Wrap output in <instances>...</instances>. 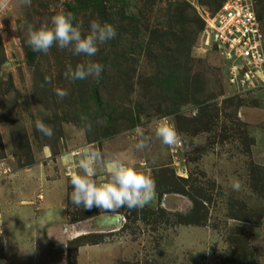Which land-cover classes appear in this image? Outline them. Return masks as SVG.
<instances>
[{"label": "rangeland", "instance_id": "rangeland-1", "mask_svg": "<svg viewBox=\"0 0 264 264\" xmlns=\"http://www.w3.org/2000/svg\"><path fill=\"white\" fill-rule=\"evenodd\" d=\"M80 1L0 0V264H264V246L254 243L264 234V88L231 78L233 63L240 69L245 61L212 52L200 36L213 1L104 0V21L96 8H77L82 34L92 20L116 28L95 57L56 45L44 54L25 43L29 24L51 26L53 15ZM255 4L264 40V0ZM87 60L104 65L85 87L97 85L109 116L95 115L89 101L91 132L79 119L80 98L90 97L65 77L69 65ZM252 76L264 82V72ZM56 87L68 95L59 98ZM38 119L53 128L51 138L36 130ZM160 122L182 135L178 145L156 139ZM137 127L153 138L144 151L135 149ZM87 151L151 176L156 198L111 214L74 207L70 175ZM236 244L253 253L235 252Z\"/></svg>", "mask_w": 264, "mask_h": 264}, {"label": "clouds", "instance_id": "clouds-1", "mask_svg": "<svg viewBox=\"0 0 264 264\" xmlns=\"http://www.w3.org/2000/svg\"><path fill=\"white\" fill-rule=\"evenodd\" d=\"M31 2L32 0H19L23 6H30ZM209 13L212 14L210 11ZM202 19L204 20L203 17ZM75 20L74 15L67 12L53 15L50 21L51 26L42 25L37 28L29 24L26 30L25 43L33 51L44 54H47L53 45H56L60 49L70 50L75 56L95 57L100 51V47L117 35L115 26L110 23H101L98 20L90 22V31L84 35L81 31V25L79 22L74 23ZM205 25L200 33L203 38L206 37ZM209 42L211 44L210 49L215 48L212 41ZM103 70V64L87 60L77 64L75 68L69 65L65 77L72 81L88 78L99 79ZM54 91L61 99L68 95V91L61 87H56ZM81 120L85 130L91 132L93 127L91 121L84 115H81ZM35 128L48 138L54 135L53 128L42 120L35 121ZM135 134L137 136L136 150L144 151L150 147L153 138L151 135L145 134L143 128L137 127ZM154 135L162 145L167 147H175L183 139L182 135L169 122H160L155 127ZM79 155L81 156L78 161L80 171L70 175L72 191L69 194V199L74 207L87 210L95 207L99 209V212L111 214L125 207L128 209L143 208L156 198L155 180L134 166H129L128 163L120 159H114L106 164L102 153L98 151H87ZM101 171H106L109 179L98 184L93 178ZM81 172L83 174H80ZM240 187L238 181L232 183L233 190L238 191ZM44 227L45 221H39V228ZM254 243L264 246V234L259 233V237Z\"/></svg>", "mask_w": 264, "mask_h": 264}, {"label": "built area", "instance_id": "built-area-1", "mask_svg": "<svg viewBox=\"0 0 264 264\" xmlns=\"http://www.w3.org/2000/svg\"><path fill=\"white\" fill-rule=\"evenodd\" d=\"M254 3L255 0H225L213 14L205 11L204 32L207 40L212 41L226 59L245 61L240 69L238 63H233L230 67L231 78L240 75L243 84L264 88V82L252 76L253 71L257 75L264 72L263 31L257 22Z\"/></svg>", "mask_w": 264, "mask_h": 264}, {"label": "trees", "instance_id": "trees-1", "mask_svg": "<svg viewBox=\"0 0 264 264\" xmlns=\"http://www.w3.org/2000/svg\"><path fill=\"white\" fill-rule=\"evenodd\" d=\"M184 1L187 2L186 0H184ZM211 1H213V4H212L213 6L208 11H210L213 14L214 12H216L218 10V8L220 7V5L223 3L224 0H219V1H216V0H208L206 2V4L210 5L212 3ZM80 2L81 3H77V4H72V3L68 4V10H69L70 13H72L74 15V17H75V12H76L77 8H81L82 7L83 9L84 8L86 9V8L92 7V8H96V9H98V10L101 11L100 12V15H101V20L102 21H104L105 19H109L108 18V15H107L108 13L103 9L104 8V5H103L104 0H84L83 2L82 1H80ZM198 2H199L200 5H204V3H205L204 0H198ZM111 6L112 5H110L109 7H111ZM254 6H255V10L257 11V19H258L257 22L260 24V26H262V21L263 20H262V17L260 16L261 13L258 12L255 3H254ZM201 24H202V26H201V28H202L203 27V22L202 21H201ZM201 30L202 29H200V31ZM177 39H178V41H181V40L183 41V37H181V36H179V38H177ZM138 46H139V48H143L144 47L142 44H139ZM146 50L148 51L147 48H146ZM210 50L212 52H214V53L216 52V54H219V55L221 54L216 48H211ZM115 54H116V52H115ZM221 56L223 57L222 54H221ZM173 71H174V69L171 68V75H174L173 74ZM168 76H164L163 79H164V81H166V83L170 84L171 83V78L169 79L170 76L169 77ZM77 83H78V86H80V88H83V93H86L87 96L90 97V98L87 99V98H85V97L83 98L81 96V98H80V101L81 102L79 104L80 105V108H81V115H84L86 117V114H87L86 108H88V102L91 101L92 99H94L93 104H94V107H95V115L102 114L106 118H109L108 114L105 113V111H102V109H101L100 104H101L102 99H104V97H102V96L99 95V93H98L99 90L96 87L97 85H94L93 84V85H90L89 88H88V86L85 87V85H86V81L85 80H78ZM81 115H79V119H80L81 123H83V121L81 120ZM261 181H260V183H261ZM262 192L264 194V188H262ZM244 217L245 218H242V219H248V218H250V213L249 214L246 213L244 215ZM189 219H190V217L188 216V218L186 220H189ZM239 243L243 244V241L242 242H239ZM244 245H245V243H244ZM236 246H237V248L233 247V249L235 250V252L236 251L239 252V251L242 250V251H245L244 253H242L243 256H247L248 255V257H250V254L249 253L252 252L251 250H249V249L247 250V247H243L240 250L241 247L238 244H236ZM242 255L239 253V256H242Z\"/></svg>", "mask_w": 264, "mask_h": 264}, {"label": "crops", "instance_id": "crops-1", "mask_svg": "<svg viewBox=\"0 0 264 264\" xmlns=\"http://www.w3.org/2000/svg\"><path fill=\"white\" fill-rule=\"evenodd\" d=\"M112 218H113L114 220L118 221V220H117L118 217L113 216ZM39 221H40V220H39ZM61 222H63V221H61ZM56 223H57V222H56ZM58 223H60V222H58ZM58 223H57V224H58ZM58 225H59V224H58ZM71 226H72V225H71ZM71 226H70L69 224H66V227H65V225H64V227L66 228V229L64 230V233H65L66 236H67V234L70 233V231H71ZM50 229H51L50 232L53 234V232H55V228L52 227V228H50Z\"/></svg>", "mask_w": 264, "mask_h": 264}]
</instances>
